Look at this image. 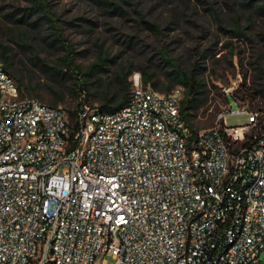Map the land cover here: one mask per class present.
<instances>
[{"label":"built area","instance_id":"built-area-1","mask_svg":"<svg viewBox=\"0 0 264 264\" xmlns=\"http://www.w3.org/2000/svg\"><path fill=\"white\" fill-rule=\"evenodd\" d=\"M182 96L135 74L75 126L0 61V264H264V111L194 133Z\"/></svg>","mask_w":264,"mask_h":264},{"label":"trees","instance_id":"trees-1","mask_svg":"<svg viewBox=\"0 0 264 264\" xmlns=\"http://www.w3.org/2000/svg\"><path fill=\"white\" fill-rule=\"evenodd\" d=\"M163 1L167 4L166 13L171 15V18L174 16L170 24H180L177 16L191 18L199 14L198 5L191 3L192 0ZM230 1L233 5H229ZM30 2L29 12L28 9L11 10L0 17V61L4 63L6 72L15 80L23 97L37 99L55 108H59L69 98L71 105H76L77 108L79 105L80 108L66 111L71 123L76 126L85 107L102 112H116L124 108L132 94L133 76L139 73L145 88L162 94H170L180 89L183 94L180 101L181 116L194 133L201 131L199 118L208 106L210 87H215L212 83L221 79L216 70L208 66L212 63L215 67L216 62H220L217 55L223 48L218 49L219 39L208 48L195 47L189 59L174 57L169 53L168 44L156 48L148 42L150 31L164 36L166 30L159 22H152L148 18L150 10L146 9L150 8V2L143 4L144 0H94L101 8L99 13L112 18L133 19L136 31L121 44L117 55L112 54L111 48L106 49V43H102L100 38L94 43L88 42L96 52V60L83 67L78 63V56L84 53L77 52L76 44L64 36L60 16L46 0ZM224 3L234 15L227 21L221 6L222 0H213L207 10L211 13L209 19L213 21L219 33L228 37L229 41L224 48L230 49L231 59L238 55L240 66H248L254 71L253 97L264 100V30L257 32L252 21V15L264 17V0H224ZM236 4H239L242 10H238ZM191 6L195 7L194 14H189ZM247 11L249 14H245ZM33 16H37L35 21H32ZM203 19L208 23L206 18ZM86 22L89 27L82 33L92 35L98 27L97 23L88 20ZM22 25L24 27H21ZM43 25H48L52 37L47 43V49L61 52L57 59L42 58L39 49L33 45L36 36L29 29L37 31L43 28ZM12 26H17L14 28L18 29ZM200 30L206 38L209 29L201 26ZM143 35L146 37H142ZM238 41H243L248 47L253 46L255 51L249 56V60L247 56H242L244 51L238 53ZM128 52V60L117 63L118 58ZM21 54L27 58L26 62L19 59ZM23 65L38 67L46 75V81L42 83L37 80L32 71L24 69ZM113 65L115 68L111 70ZM231 67L235 69L234 62H231ZM243 77L242 85L250 78L249 70L243 73ZM222 99L225 104L229 102L227 95L222 94Z\"/></svg>","mask_w":264,"mask_h":264},{"label":"rangeland","instance_id":"rangeland-1","mask_svg":"<svg viewBox=\"0 0 264 264\" xmlns=\"http://www.w3.org/2000/svg\"><path fill=\"white\" fill-rule=\"evenodd\" d=\"M206 1L207 2L202 3L198 0H192L191 3L198 5L199 14L193 17L191 16V18H181L180 16H177V19L181 21L179 26L174 23L170 24V21L174 19V16L171 18V15L166 13L168 11L166 2L163 0H144L143 4L150 2V8L146 9L147 11L150 10V14L148 15L150 21L159 22L163 29L166 28L164 36H159L156 31H150V33H148V42L156 48H161V46L168 44L171 56H179L185 60L191 57V54L194 53L192 50L195 47L205 49L219 39L220 44L218 49L223 48V51L217 55V60H220V62H216L215 67L212 66V63L208 64V66L212 70L215 69L217 75H219L221 79L212 83L215 87H210L209 103L205 113H202L201 118H199V125L202 128L201 130H209L216 125L218 114L228 106V103L225 104L222 99V94L227 95V93L230 94L229 107L231 108L232 113L239 112L242 106H245L248 111L243 114L228 115L226 118V125L230 128L250 125L254 120V114H260L264 111V100L253 97L255 94L252 89L255 73L248 66L245 68L240 66L237 59L238 55L235 59H231L230 49L224 48L226 42L229 41L228 37L219 33L213 21L209 19L211 13L207 12V10L213 0ZM46 2L50 4L53 11L60 16V24L64 28V36L69 41L76 44L77 52L84 53L78 56V63L83 67L88 66L93 60H96V52L93 51L90 45H88L89 43H94L97 38H100L102 43H106V49L111 48L112 54L117 55L120 52L121 44L126 41V38L129 35H132V33L136 31V25L133 19L120 17L112 18L106 14L99 13L101 8H99L94 0H46ZM229 5H233V2L230 1ZM221 6L224 8L225 17L228 21L234 13L229 11L224 0H222ZM235 6L238 10H242L239 4H236ZM30 8V0H0V17L6 15L7 12L11 10L22 11L28 9L29 12ZM190 8L191 10L189 14H194L195 7L191 6ZM245 14H249V11ZM203 18H206L209 24L205 23L206 21ZM36 19L37 16L32 17V21H35ZM187 19L191 21L187 22ZM86 20L97 23L98 27L95 28V32L92 35H85V33H82L86 32L84 30L89 27V23L86 22ZM194 20H197V24L193 22ZM252 21L257 32H262L264 30V17L252 15ZM243 22H245L244 18ZM201 26H206V28L209 29L206 38L203 37V33L200 30ZM14 27L17 26H12V28ZM21 27L24 26L22 25ZM42 27L43 28L37 31L29 29L31 33H34L36 36L33 45L39 49L42 58L57 59L61 56V52L47 49V43L52 40V37H50L51 32L48 29V25H43ZM0 37H2L1 28ZM142 37H146V35H143ZM236 43L238 45V53L244 51L242 56H247V59L249 60V56L255 51L253 46L249 45L248 47L243 41H238ZM129 54L130 53L128 52L119 57L117 63L128 60L130 56ZM19 59L24 60V62L27 61V58H25L23 54H21ZM248 60L246 61V65ZM231 62H234V65L236 66L235 69L231 67ZM22 67L31 70L35 78L42 83L46 81V75L38 67H33L32 65H23ZM114 68V65L111 66V70ZM247 70H249L250 78L247 83H243L242 85L244 80L243 73ZM214 78L216 77L214 76ZM60 107L66 111L80 110L79 105L77 108L76 105L73 106L70 104L69 98L66 99V102L61 104ZM261 259L264 261V252L261 254ZM106 261L108 264L115 263L112 256H107Z\"/></svg>","mask_w":264,"mask_h":264}]
</instances>
